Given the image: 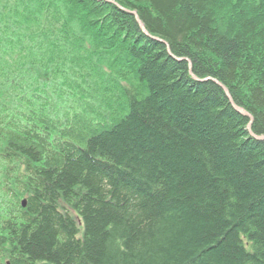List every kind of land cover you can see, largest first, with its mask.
Wrapping results in <instances>:
<instances>
[{
	"label": "trees",
	"instance_id": "trees-1",
	"mask_svg": "<svg viewBox=\"0 0 264 264\" xmlns=\"http://www.w3.org/2000/svg\"><path fill=\"white\" fill-rule=\"evenodd\" d=\"M0 28V264H264V141L214 82L264 136V0H0Z\"/></svg>",
	"mask_w": 264,
	"mask_h": 264
},
{
	"label": "water",
	"instance_id": "water-1",
	"mask_svg": "<svg viewBox=\"0 0 264 264\" xmlns=\"http://www.w3.org/2000/svg\"><path fill=\"white\" fill-rule=\"evenodd\" d=\"M128 13L131 14V15H133V16L135 17V19H136L137 23L139 24L141 30H142V31H143L148 37L153 38V37L150 36V34L148 33V31L146 30L144 24H143L142 21L139 19L137 13H136V12H129V11H128ZM153 39H154V40L161 41V40H159V38H153ZM162 42H163V41H162ZM165 45H167V44L165 43ZM167 48H168V52H169V54L171 55V51H170L168 45H167ZM190 70H191V64H190ZM191 74H192V71H191ZM192 75H193V74H192ZM193 78L196 79V80H199V79H198L197 77H195V76H193ZM216 83L219 84L218 82H216ZM222 88L225 90L226 95H227V97L229 98V100L231 101V104H232V106L234 107V109L237 110L240 114H242L243 116L247 117V118L250 120V124L248 125V128H247L248 131H249V133H250V135H251L253 138H255V139H258V140H264V137H259V136L255 135V134L252 132L253 117H252L248 112H246L245 110H243L242 108L237 107V106L233 103L232 98H231V95L229 94L228 90H227L225 87H222Z\"/></svg>",
	"mask_w": 264,
	"mask_h": 264
},
{
	"label": "bare ground",
	"instance_id": "bare-ground-1",
	"mask_svg": "<svg viewBox=\"0 0 264 264\" xmlns=\"http://www.w3.org/2000/svg\"><path fill=\"white\" fill-rule=\"evenodd\" d=\"M32 20H33V19H32ZM0 33H2V34H6V33H8V29H7V28H0ZM171 57H173V59L177 60L176 57H174V56H172V55H171ZM218 85H219L221 88L224 87L221 83H219Z\"/></svg>",
	"mask_w": 264,
	"mask_h": 264
}]
</instances>
